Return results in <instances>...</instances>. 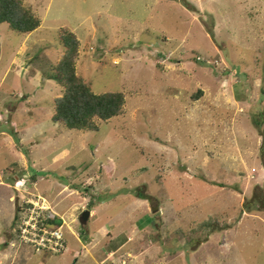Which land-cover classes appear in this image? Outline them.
<instances>
[{"label":"rangeland","instance_id":"obj_1","mask_svg":"<svg viewBox=\"0 0 264 264\" xmlns=\"http://www.w3.org/2000/svg\"><path fill=\"white\" fill-rule=\"evenodd\" d=\"M23 1L40 27L0 24V264H264V0ZM62 28L92 91L125 96L98 132L51 120ZM39 196L60 254L11 228Z\"/></svg>","mask_w":264,"mask_h":264},{"label":"trees","instance_id":"obj_2","mask_svg":"<svg viewBox=\"0 0 264 264\" xmlns=\"http://www.w3.org/2000/svg\"><path fill=\"white\" fill-rule=\"evenodd\" d=\"M0 24H6L15 33L29 35L40 27L41 20L25 6L23 0H0ZM59 39L63 45V53L47 78L60 86L63 92L61 97L53 101L51 120L67 130L98 132L101 123L125 113V96L120 92L95 94L91 86L77 73L79 39L67 28L60 29ZM140 196L149 199L142 195L141 190L136 193V197ZM20 210L17 207V214L11 225L16 240L19 234ZM46 223L59 227L62 222L53 217Z\"/></svg>","mask_w":264,"mask_h":264},{"label":"built area","instance_id":"obj_3","mask_svg":"<svg viewBox=\"0 0 264 264\" xmlns=\"http://www.w3.org/2000/svg\"><path fill=\"white\" fill-rule=\"evenodd\" d=\"M28 183L29 179L22 176L16 179L14 187L25 195V186ZM37 198L42 201V205H36L29 199L22 201V207L18 213V241L24 245L31 246L36 252L43 251L48 254H60L66 250L62 233L63 225L61 223L59 227H54L46 223L55 216L49 213L47 205L45 206V199L40 196Z\"/></svg>","mask_w":264,"mask_h":264},{"label":"water","instance_id":"obj_4","mask_svg":"<svg viewBox=\"0 0 264 264\" xmlns=\"http://www.w3.org/2000/svg\"><path fill=\"white\" fill-rule=\"evenodd\" d=\"M155 210H156V209H155ZM88 217H89V211H85V212L82 214L81 218H80V223H81V224H85V223L87 222V220H88Z\"/></svg>","mask_w":264,"mask_h":264},{"label":"crops","instance_id":"obj_5","mask_svg":"<svg viewBox=\"0 0 264 264\" xmlns=\"http://www.w3.org/2000/svg\"><path fill=\"white\" fill-rule=\"evenodd\" d=\"M43 198V197H42Z\"/></svg>","mask_w":264,"mask_h":264}]
</instances>
